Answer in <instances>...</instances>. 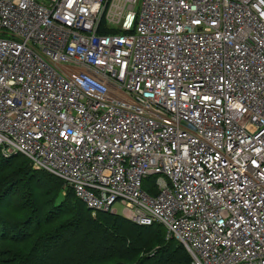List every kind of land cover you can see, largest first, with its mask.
<instances>
[{"label": "built area", "instance_id": "obj_1", "mask_svg": "<svg viewBox=\"0 0 264 264\" xmlns=\"http://www.w3.org/2000/svg\"><path fill=\"white\" fill-rule=\"evenodd\" d=\"M0 152L193 264H264V0H0Z\"/></svg>", "mask_w": 264, "mask_h": 264}, {"label": "trees", "instance_id": "obj_2", "mask_svg": "<svg viewBox=\"0 0 264 264\" xmlns=\"http://www.w3.org/2000/svg\"><path fill=\"white\" fill-rule=\"evenodd\" d=\"M154 179H143L148 194ZM165 233L159 223L93 214L60 178L22 154L0 152V264H193Z\"/></svg>", "mask_w": 264, "mask_h": 264}, {"label": "rangeland", "instance_id": "obj_3", "mask_svg": "<svg viewBox=\"0 0 264 264\" xmlns=\"http://www.w3.org/2000/svg\"><path fill=\"white\" fill-rule=\"evenodd\" d=\"M152 178H154V177H152ZM152 180H153V179H152ZM151 182H152V181H151ZM151 182H150V184H151ZM150 184H149V186H150ZM153 185H154V183H153ZM114 207L117 209L118 214H120L121 209H122V206L119 205V204H117V203H115Z\"/></svg>", "mask_w": 264, "mask_h": 264}]
</instances>
